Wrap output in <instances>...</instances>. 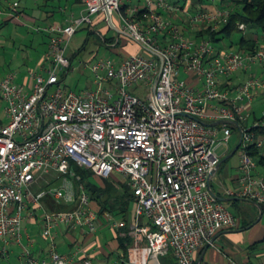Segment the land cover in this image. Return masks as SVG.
Returning <instances> with one entry per match:
<instances>
[{"label": "built area", "instance_id": "obj_1", "mask_svg": "<svg viewBox=\"0 0 264 264\" xmlns=\"http://www.w3.org/2000/svg\"><path fill=\"white\" fill-rule=\"evenodd\" d=\"M132 2L87 0L85 13L68 25L36 29L49 36L48 51L21 82L16 72L0 74V97L7 104V123L0 124V241L4 251L22 247L23 264H72L74 257L58 250L59 232L96 231L98 211L73 165L97 178L118 173L126 180L134 197L131 234L137 240L129 264H163L171 253L175 264H196L195 255L220 231L238 225L209 188L210 175L222 162L218 148L229 147L232 126L203 122L232 120L243 127L240 185L229 195L264 208V177L257 175L250 153L252 145L264 146L252 131L262 123L246 126L254 102L264 94V79L254 75L264 67V38L255 36L260 44L255 52L220 50L210 38L196 35L229 24V8H198L192 14L167 0ZM108 13L115 27L152 57L98 58L90 63L91 88L65 87L72 69L71 39L97 17L112 28ZM22 17L17 1L0 8V23H19ZM186 20L190 25H182ZM239 29L250 34L246 23ZM239 73L248 77L235 85L232 79ZM47 176L62 178L60 186L35 192ZM47 196L73 208L44 213L42 235L50 245L38 258L29 248L26 213L41 209Z\"/></svg>", "mask_w": 264, "mask_h": 264}, {"label": "crops", "instance_id": "obj_2", "mask_svg": "<svg viewBox=\"0 0 264 264\" xmlns=\"http://www.w3.org/2000/svg\"><path fill=\"white\" fill-rule=\"evenodd\" d=\"M7 5L10 1L19 2L21 12L24 13L22 22L15 23L18 27L24 30L26 34H35L38 38L37 28H46L50 26L68 25L74 18H79L86 10L87 0H1ZM133 5H141L142 0H133ZM205 8L209 7L204 5ZM95 24L91 26V30L106 24L100 18H95ZM2 22L0 24H3ZM182 25H190L186 20ZM88 25H86L87 27ZM88 28V27H87ZM104 30V33H103ZM102 34H109L107 27L101 29ZM22 34V32L20 33ZM252 34V33H251ZM249 34V37H253ZM124 37V38H123ZM115 38V37H112ZM124 43H123V40ZM119 42L123 50L121 55L127 54V50H131L132 54H141L142 46L132 41L127 35L120 34ZM118 42V43H119ZM42 51V59L44 58L49 46V36L41 34L37 41ZM33 44V42H32ZM36 47V46H35ZM142 47V48H141ZM42 48V49H41ZM124 51V52H123ZM126 52V53H125ZM119 59V55H116ZM41 59V61H42ZM40 61V62H41ZM254 75L264 79V67H257L254 70ZM26 76V75H25ZM232 81L235 85H239L246 80L248 75L239 73ZM264 100L262 94L257 101ZM255 111L252 110L251 118ZM250 118V119H251ZM235 131L233 130V136ZM239 136L241 137L240 131ZM226 158V157H225ZM222 158V161L225 159ZM257 175L264 177V165H260L258 159ZM229 162V160H228ZM224 161L211 179V185L214 192L221 198L229 199L225 203L230 211L238 220V225L235 228L225 229L220 231L214 238L211 245H206L195 255L196 264H264V208L252 201L245 199L232 198L229 191L239 187L240 185V170L239 164L236 172L227 170V163ZM226 166V169H224ZM122 175L113 174L109 180L120 184L127 185L126 180L119 179ZM53 184V181L50 182ZM49 183V184H50ZM41 184V183H40ZM39 184V185H40ZM61 181L56 182L51 187H59ZM36 185L35 192L40 191V187L45 185ZM64 204L70 209L73 205L65 204L55 200V205ZM92 207L98 211V220L96 222V231L91 232L87 229H79L76 231L62 229L57 238L58 250L62 254H67L74 257L72 264H85V260H90L91 264H129L131 257L136 254L137 240L131 234V224L133 223L134 205L131 206V211L127 219L121 216H115L112 213L105 211L100 212L99 205L92 199ZM45 212H56L51 210V205L42 200V208L37 210H29L26 213V229L32 239L29 248L34 256L42 258L46 255L50 242L42 235L43 217ZM32 214V215H31ZM125 222L123 228L115 227V223ZM127 223L130 227L127 228ZM120 238H131V245L128 247V254L125 257L123 248H121ZM25 243L28 244L26 238ZM144 244V242H141ZM23 248L20 246H10L7 251H4V244L0 241V264H23L22 259Z\"/></svg>", "mask_w": 264, "mask_h": 264}, {"label": "rangeland", "instance_id": "obj_3", "mask_svg": "<svg viewBox=\"0 0 264 264\" xmlns=\"http://www.w3.org/2000/svg\"><path fill=\"white\" fill-rule=\"evenodd\" d=\"M172 4H176L180 7H188L190 13L194 14L198 10V7L204 5L219 6L220 0H204L200 3V0H167ZM143 2V0H142ZM195 4H198L196 7ZM117 17V14H116ZM107 27V24L100 26L91 33L86 26H83L76 35L71 39L67 56L72 61V69L64 79L63 85L69 89L80 92L93 86V74L90 68V63L94 62L98 58L110 57L116 59V55L121 53L123 50L121 43H118L120 34L115 30H112L105 37H115L116 43L113 48H107L104 43V34L101 29ZM188 29V28H187ZM188 34H192L191 30H187ZM22 32V34H20ZM104 33V30H103ZM253 31H250V34ZM243 35V33L241 32ZM241 34H237L235 39L238 40ZM41 36V34L39 35ZM35 34H26L24 30L18 27L15 23H8L0 29V74L4 75L10 72H16L20 75L19 82L22 81L23 77L32 69H36L41 61L42 51L38 47V39ZM124 38V37H123ZM123 43L125 39H122ZM33 42V44H32ZM36 46V47H35ZM238 50V46H233ZM142 48V47H141ZM42 49V48H41ZM124 52V51H123ZM127 54L131 53V50L126 51ZM125 52V53H126ZM142 55L146 57H152L144 48H142ZM125 54V55H127ZM236 79V77H234ZM6 102L0 97V121L7 123L6 115ZM255 114L258 118H264V100L257 101L253 105ZM254 117L249 121V127L254 125ZM223 126V125H221ZM240 136L238 132H235L232 141L229 143V147L221 145L218 148V154L225 158L233 153L237 145L239 144ZM240 150L229 159L227 170L236 172L237 166L240 159ZM226 169V166L225 168ZM119 179L123 177L118 176ZM75 184H78L74 178H70ZM56 176H47L44 180L40 181V185H47L53 181L54 185L56 182L61 181ZM51 185V186H52ZM25 221V226H26Z\"/></svg>", "mask_w": 264, "mask_h": 264}, {"label": "trees", "instance_id": "obj_4", "mask_svg": "<svg viewBox=\"0 0 264 264\" xmlns=\"http://www.w3.org/2000/svg\"><path fill=\"white\" fill-rule=\"evenodd\" d=\"M204 0H200V3H203ZM7 5L0 0V8H5ZM197 7L198 4H195ZM221 8H229L231 10V17L229 24L224 25L221 29L217 31H211V29L202 30L199 32L197 38H210L216 46L221 49H228L235 45L238 46V51H249L255 52L260 48L258 44V37L264 38V0H220ZM184 8V7H183ZM200 9L210 10L212 7L205 8L202 4ZM24 15L23 12H21ZM11 23L10 21L0 24V29ZM246 23L250 27V31H253L251 36L245 35L240 29L239 24ZM92 25H88V29L91 33L94 31L91 30ZM109 31L113 29L108 27ZM243 33V35L241 34ZM241 34L238 40L235 39L237 34ZM104 35V43L107 48H110L111 45L116 43L115 38H107ZM120 43V42H119ZM255 114V113H254ZM254 124L256 122L262 123L259 127H254L252 129L256 140H264V118L260 119L255 115ZM251 118V117H250ZM248 120L246 126H249ZM0 124H5L0 121ZM232 130L239 133L237 127L232 126ZM250 153L255 158L258 159L260 165H264V146L262 148L257 147V144H254L250 147ZM228 162V160L226 161ZM74 172L76 176L80 178V183L85 185L86 191L89 193L91 198L97 202L99 205L100 212L108 211L115 216H121L123 219L129 217L131 206L134 205V197L131 189L126 185L117 184L109 179L97 178L90 170L85 169L77 165H73ZM71 177V176H68ZM60 180V179H59ZM76 180V179H75ZM78 183V182H77ZM51 183L45 185L46 188L51 187ZM45 187H42L44 189ZM44 202L51 205V210L53 211H62L70 209L67 205L59 204L55 205V200L47 196L43 199ZM134 216V210H133ZM130 227V224L127 223V228ZM121 248H123L125 257L128 254V247L131 245V238H120ZM163 264H175V259L172 253L166 257L162 258Z\"/></svg>", "mask_w": 264, "mask_h": 264}, {"label": "water", "instance_id": "obj_5", "mask_svg": "<svg viewBox=\"0 0 264 264\" xmlns=\"http://www.w3.org/2000/svg\"><path fill=\"white\" fill-rule=\"evenodd\" d=\"M108 20H109V24L111 25V27L113 28V30H115L117 33L119 34H122V32L115 27L113 21H112V17H111V14L108 13ZM157 85H158V79L155 81L154 83V86H153V94L155 95L156 94V90H157ZM191 117V116H189ZM192 118V117H191ZM204 125L206 126H210V127H215V126H220V125H231V126H234V127H237L238 130L240 131V134H241V137H240V141H239V144L237 145V147L235 148V150L233 151L232 154H230L229 156H227L222 162L221 164L212 171L211 175H210V185H209V188H210V191H211V194L216 198L218 199L219 201L221 202H226V201H229V199H224V198H221L219 197L213 190L212 188V185H211V179L216 175V173L218 172V170L220 169L222 163L224 161H227L229 160L231 157H233L240 149L242 143H243V139H244V129L243 127L236 121H232V120H227V121H219V122H215V123H206V122H203ZM260 208L262 209V207L260 206Z\"/></svg>", "mask_w": 264, "mask_h": 264}]
</instances>
